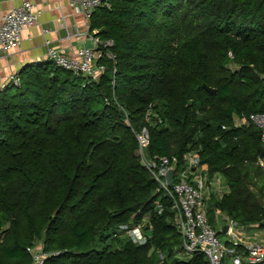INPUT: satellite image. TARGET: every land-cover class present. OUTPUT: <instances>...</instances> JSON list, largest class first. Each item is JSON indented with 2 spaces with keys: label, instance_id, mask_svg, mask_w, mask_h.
Here are the masks:
<instances>
[{
  "label": "trees",
  "instance_id": "obj_1",
  "mask_svg": "<svg viewBox=\"0 0 264 264\" xmlns=\"http://www.w3.org/2000/svg\"><path fill=\"white\" fill-rule=\"evenodd\" d=\"M107 3L90 18L114 41L98 81L48 59L0 89V264H31L39 242L51 253L44 264H210L184 251L171 203L141 162L143 127L149 156L181 164L197 151L222 175L214 225L215 209L262 225L264 142L248 117L264 111V0ZM147 214L145 243L119 231Z\"/></svg>",
  "mask_w": 264,
  "mask_h": 264
},
{
  "label": "built area",
  "instance_id": "obj_2",
  "mask_svg": "<svg viewBox=\"0 0 264 264\" xmlns=\"http://www.w3.org/2000/svg\"><path fill=\"white\" fill-rule=\"evenodd\" d=\"M107 0H71L88 21L82 34V43L73 52L54 45L47 40V57L57 66L82 75L91 81H98L106 72V66L99 63L103 55L114 58L107 52L114 44L112 39H104L98 35V29H91L90 18L95 10ZM40 0H22L6 14L0 13V57L22 41L23 31L37 25L41 19ZM92 46L88 47L87 43ZM232 56V52H229ZM8 83L20 85L18 74L9 75L3 87ZM151 113H147L149 120ZM249 121L260 129L261 140L264 142V111L251 113ZM248 119L242 118L244 122ZM139 151L142 164L149 170L158 184L159 191L170 201V209L174 212L173 223L178 227L183 248L186 254L201 252L210 264H264V226L259 223L245 224L232 218L227 213L215 209V225L209 216V205L213 199H220L227 189L221 174H210L202 163L197 151H189L183 155L181 164L177 156H149V131L143 127L137 132ZM174 169V180L168 182L167 174ZM156 210H165L161 200L156 203ZM151 214L136 224L125 223L120 230L134 242L145 243V228H152ZM264 221V219H263ZM224 235V238L221 237ZM32 256L31 264H44L51 253L44 249L41 242L29 248Z\"/></svg>",
  "mask_w": 264,
  "mask_h": 264
},
{
  "label": "crops",
  "instance_id": "obj_3",
  "mask_svg": "<svg viewBox=\"0 0 264 264\" xmlns=\"http://www.w3.org/2000/svg\"><path fill=\"white\" fill-rule=\"evenodd\" d=\"M21 2L22 0H0V13L6 14ZM40 8V22L26 28L21 43L0 57V89L9 75H17L27 65L48 60V39L54 45L71 52L83 42L82 34L88 21L76 6L71 5V0H40ZM235 120L237 124L244 122L238 116H235Z\"/></svg>",
  "mask_w": 264,
  "mask_h": 264
},
{
  "label": "water",
  "instance_id": "obj_4",
  "mask_svg": "<svg viewBox=\"0 0 264 264\" xmlns=\"http://www.w3.org/2000/svg\"><path fill=\"white\" fill-rule=\"evenodd\" d=\"M87 46H88V47H91V46H92V43H91V42H88V43H87ZM205 87H206V89L209 90L212 94H214V93L216 92V90H215L214 88L209 87V86L206 85V84H205ZM174 172H175V170H174V169H171V170L168 172V174H167V179H168V182H169V183H172L173 180H174ZM257 199H258L260 205L263 206V205H264V199H263V197H262V196H258ZM262 225L264 226V221L262 222Z\"/></svg>",
  "mask_w": 264,
  "mask_h": 264
},
{
  "label": "rangeland",
  "instance_id": "obj_5",
  "mask_svg": "<svg viewBox=\"0 0 264 264\" xmlns=\"http://www.w3.org/2000/svg\"><path fill=\"white\" fill-rule=\"evenodd\" d=\"M237 121H239V120H237ZM259 183H260V184L256 186V188L254 189V191L257 190L256 193H257V192H260L261 194H262V193L264 194V184H263L261 181H260ZM258 196H262V195H258ZM263 198H264V197H263ZM113 232H114V229H111V230H110V234H113ZM221 237L224 238V235H221ZM110 240H111V239H110Z\"/></svg>",
  "mask_w": 264,
  "mask_h": 264
}]
</instances>
